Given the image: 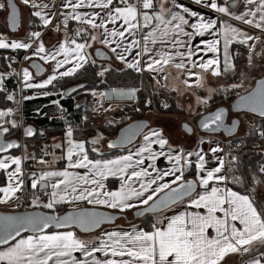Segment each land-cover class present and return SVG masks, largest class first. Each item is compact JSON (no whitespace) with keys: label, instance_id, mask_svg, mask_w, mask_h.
Here are the masks:
<instances>
[{"label":"snow or ice","instance_id":"1","mask_svg":"<svg viewBox=\"0 0 264 264\" xmlns=\"http://www.w3.org/2000/svg\"><path fill=\"white\" fill-rule=\"evenodd\" d=\"M20 3L30 11L29 31L25 38L0 34V49L22 51L23 61L29 63L16 69L18 55L4 57L0 95L17 105V93L26 90L38 91L21 95L25 101L57 96L51 104L64 121L67 147L52 161L45 159L51 154L47 148L39 156L29 153L28 138L38 130L14 118L18 108L0 109V205L24 209L0 213V264H264V196L256 195L257 186H264V153L255 168L233 153L244 143L237 132L245 120L251 121L247 135L264 139V0ZM0 13L6 18L5 27L17 31L21 10L16 0H0ZM48 31L62 33L51 47L43 40ZM97 42L107 51L94 48ZM258 43L262 51H256ZM240 59H245L243 67H238ZM37 61L51 69L39 81L35 77L45 69ZM165 66L177 69V79L192 87L196 96V104L190 103L186 110L204 133L195 149L170 143L163 128L144 120L107 139V148L119 149V154L101 150L103 132L77 138L81 128L69 121L61 100L83 91L92 97L93 113L112 110L113 102L117 106L131 102L134 112L151 111L154 101L173 110L167 97L140 95L152 82L167 89ZM89 71L101 84L113 73L139 74L141 86L65 87V78ZM145 74L150 85L143 84ZM209 76L216 86L199 95L196 90ZM9 78L17 80L11 90ZM171 90L180 92L179 87ZM35 112L41 114L39 108ZM87 119L84 115L82 123ZM118 123L122 121L107 120L108 127ZM183 129L190 135L194 132L188 123ZM17 132L20 136H15ZM220 133L232 137L227 142V164L218 155L224 152L215 139ZM39 135L44 136V130ZM161 157L168 167L157 166ZM56 160L65 163L54 168ZM190 171L193 178L188 179ZM63 206L68 210L61 213ZM130 211L135 218H145L149 228L116 225L127 220ZM77 230L95 235L81 238Z\"/></svg>","mask_w":264,"mask_h":264},{"label":"crops","instance_id":"2","mask_svg":"<svg viewBox=\"0 0 264 264\" xmlns=\"http://www.w3.org/2000/svg\"><path fill=\"white\" fill-rule=\"evenodd\" d=\"M16 2L19 4L20 9L23 10L24 14H25V24L23 26L22 29H18L15 32H12L11 29L6 27V32L2 33L5 36L12 38V37H19V38H25L28 31H29V19H30V11L27 7H25L22 3H20V0H16ZM180 3L182 4H189L190 0H179ZM165 3L167 5L171 4V0H165ZM2 22L5 26L6 23V18L4 16V14H2ZM257 34L258 30H257ZM62 33H56L54 31H48L45 32L43 40L46 46L51 47L55 44V42L61 38ZM236 45H233V47H235ZM94 48H102L103 46L100 45L98 42L94 45ZM93 49H89V51H93ZM104 51H107V49H103ZM10 51V49H9ZM256 51H262L261 46L259 45V43L257 44V48ZM22 52V51H21ZM244 52H246V50L244 49ZM15 55V54H12ZM211 55V54H209ZM262 55H264V52H262ZM21 58H18V61L16 63L13 64V67L16 69H19L21 67V64H23L24 66H27L29 62L23 61V54H21L20 56ZM245 61V60H244ZM38 63H40L44 69L45 72L42 74V76L40 77H35L36 81H39L40 79H43L44 77H46V75L50 72V65L44 64L42 61H37ZM264 62V61H262ZM112 63L118 67H122V65H119L118 62H116L115 60L112 61ZM245 64L242 63L240 65H238V67H243ZM1 71V70H0ZM30 71L33 72V74H35V71L30 69ZM165 72L168 74V78L167 80L163 81V83H165L167 85V89L165 88H160L158 85H155L154 82L151 83L150 85V81H149V85L154 89V91L156 90H160L163 91L165 93H167L168 96L173 97L175 100V104H179L181 105V107H179V109H181L182 111H184V116H186L187 118L191 117L190 114L186 111L188 105L191 103L192 105L196 104V96L193 94V88L192 87H188L186 85H184L181 80H178L177 77L180 75L178 70L175 69L174 67H169V66H165ZM146 78L147 77V74ZM192 80H195V77L191 78ZM149 80V78H148ZM216 86V81H214L210 76L208 77V80L205 84V86L203 88L197 89V93L199 95H206L207 94V88L208 87H215ZM51 87V86H49ZM150 87V88H151ZM176 87H179L180 92L177 93L176 91H173L171 89H174ZM100 90V89H99ZM20 95H22L21 93H17V100H19V104H13L12 102H10L11 104L8 106H11L13 108H18L19 109V115H16L14 118L17 120H23V122L27 125H32L34 128L35 124L33 123L36 119H39L40 117H47L48 120H52L55 117V114L57 112L56 106L51 104L52 100L57 99V96H50L47 98L44 97H39V98H33L30 100H23L21 99ZM92 99V97H91ZM64 100H68V98H64ZM73 101V103L80 104V99L77 96L72 97L71 99ZM62 101V100H61ZM131 102H129L127 105L124 104H120L119 106H117L115 104V102H113V109L108 111V112H103V111H99L97 113H93L92 112V102L85 106V111H84V115H87L88 119L87 121L95 123V125L99 128L102 125H107V120L109 118H114L115 115H122L124 113V109L126 107L131 106ZM104 107H108L107 102L104 103ZM39 108L40 109V113L39 115L36 114L35 110ZM0 109H2V107L0 106ZM46 114V115H45ZM153 116H155V112H152ZM172 115V114H171ZM171 115L169 114V116L171 117ZM152 116V115H151ZM182 116V115H180ZM168 117V118H170ZM149 120V119H148ZM150 121V120H149ZM151 122V121H150ZM186 120L183 119V121H180V124L177 127L176 124V120L174 119H167L166 121H161L160 123L157 124H153L152 127H161L164 130V135L166 137L169 138L170 143L180 146V147H184L186 150H192L195 149L197 147V142L200 138V136L202 134L198 133L197 131L195 133H193V135H187L182 129V124L185 123ZM188 123V122H186ZM190 124V123H189ZM97 128V129H98ZM39 130H44V133L46 135H51L49 141L41 143L39 145V149H45L47 148V150L51 153L50 155L46 156L45 159L52 161L53 160V156H61L63 154V149H66L67 145L64 141V131H65V127L63 128V130L61 132L59 131H55L54 129H48L46 131V129H39ZM114 138V137H113ZM107 139H112L108 136L105 135V141ZM138 142V141H137ZM56 144H61L63 145V148H56L55 145ZM106 146V145H105ZM107 147V146H106ZM158 147L156 145L153 146ZM202 147L204 148L205 151L208 150L209 145L207 143H205L204 145H202ZM109 150L108 148H104L102 147V151H106ZM28 152L31 153V151L28 149ZM120 153V152H119ZM117 153V154H119ZM222 153H218V155H222ZM209 156H211V153H208ZM65 163V161L63 160H56L53 164L52 167L54 168H58L61 167L63 164ZM214 161L210 162L209 166L214 165ZM227 164V163H226ZM157 166L160 168H166L169 166L168 162L164 159V157L159 158V160L157 161ZM35 167L39 168L41 167L40 165H35ZM78 171L83 172V169H79ZM231 175V174H230ZM186 178H190V172H186ZM110 186L112 185V181L110 179L109 181ZM46 202V201H45ZM82 206H86V205H82ZM65 208V210H68V206H63ZM90 207V206H88ZM178 208L182 207V206H177ZM0 209L3 210H9V211H14L13 208H10L8 206L5 205H0ZM21 210H24L23 208ZM171 213H165V215H170ZM138 226L142 227L141 224L135 223ZM116 225H119L121 227H123L124 229H128L130 228V225H124V222L119 221L118 223H116ZM109 227V226H106ZM98 232V231H97ZM78 233V232H77ZM78 235L81 236V238H90L92 235H95V233L92 234H81L78 233ZM227 259V257H226Z\"/></svg>","mask_w":264,"mask_h":264},{"label":"trees","instance_id":"3","mask_svg":"<svg viewBox=\"0 0 264 264\" xmlns=\"http://www.w3.org/2000/svg\"><path fill=\"white\" fill-rule=\"evenodd\" d=\"M1 17H2V13H0V34L6 32L5 31L6 27L4 26ZM12 54L18 55V58L20 59L21 58L20 56L21 54H23V52H20L19 54H17L13 52L12 50L9 51V49H0V70L1 71H4L7 65V61L4 59V57L10 56ZM244 60L245 59H240L238 61V65L244 63L245 62ZM65 79L68 81V84L65 85V87H72L78 84H85L86 86L95 85L98 87V89L105 90L109 87H128V86L140 87L141 86V80L139 78V74L122 75V74L113 73L112 75H109L107 77L106 83H103V84L99 83L98 80L94 79L91 71L83 75H80L78 77H69ZM16 84H17L16 79L9 78V82H8L9 90H11ZM143 84L146 85L145 79H143ZM156 93L162 95L164 98L167 97V99L170 101L171 108L173 109V110L167 109L170 115L171 114H183L184 115V111L176 107L177 104L174 103L175 100L173 97L168 96L167 93L160 91V90H157ZM148 94L149 92H143V91L140 93L141 96H147ZM74 96L76 97L78 96L80 99L81 107L79 109L75 107L76 104L73 103V101L71 100L72 98L70 97H66L68 98V100L63 99L61 101V104L63 105L64 108H67L70 113L71 117L69 121L74 126H79L81 128V131L77 133V138H84V137L90 138L92 135L95 134L98 127L95 125V123H92L89 121L82 123V117L84 116V111L86 110L85 106L89 105L92 102L91 95L86 94L83 91H81L79 94H73V97ZM44 98H47V97H44ZM219 99L220 98H217L218 101ZM10 104H11L10 102L5 101L2 95H0V106L2 108L7 107ZM132 106L133 105L131 104V106L126 107L124 109V113L126 114L132 113V117L130 118L131 121L144 119L145 116H147V114L150 112L148 109H142L141 112H134L132 111ZM33 123L35 124V127L38 130V133L35 137L28 138V141H27L29 144L28 149L31 151V153L35 152L39 156L42 154L40 152L41 149H39L40 148L39 145L41 143L49 141L51 137V135H46L45 133H44V136L41 137L39 135V129H46V131L48 129H54L55 131L61 132L63 128L65 127V124H64V121H61L58 118H53L52 120L51 119L48 120L47 117H40L39 119H36ZM250 123L251 121L249 120L244 121L245 131L241 134L240 133L238 134V137L242 138L244 140V143L241 145V147L238 150L233 151V153L240 156L245 165L250 164L253 168H255V166L257 165V162L261 160V154L264 153V140H261V138H259L257 135H247L249 131L248 125ZM99 128L103 131L104 135L106 134V136L111 137V138L116 136L117 134L116 132H118V129H119L116 126L108 127L107 125H102ZM15 136H20V133L17 132ZM12 138H15V137H12ZM224 140L227 141L230 139L226 138ZM237 142H239V140H237ZM104 152L106 153V155L110 153L117 154L120 152V150H110L109 149L108 151H104ZM94 156H95L94 153H90V157H94ZM29 167L30 168L33 167L32 162H29ZM191 178H193V172L190 171L189 179ZM230 186H232L234 190H237V186L235 185H230ZM256 195L258 197L264 196V186H257ZM59 211L62 213L63 211H65V208L60 207ZM132 213L133 212L131 211L128 213L129 218H131ZM132 223L141 224L142 227L146 228V230L149 228V225L147 224L145 218H142L135 222H125L124 221V225H130Z\"/></svg>","mask_w":264,"mask_h":264},{"label":"rangeland","instance_id":"4","mask_svg":"<svg viewBox=\"0 0 264 264\" xmlns=\"http://www.w3.org/2000/svg\"><path fill=\"white\" fill-rule=\"evenodd\" d=\"M235 47H237V46H235ZM234 47V48H235ZM242 52H244V49H242ZM146 82V81H145ZM146 85H148L147 84V82H146ZM148 90H149V87H148ZM147 90V92H149ZM150 93V92H149ZM213 107H215V105H213ZM152 112L153 111H150L148 114H147V116H145V118L146 119H149L150 121H151V126L155 123V124H157V123H160L161 121H166L167 119H174V120H176V124H177V127H178V125L180 124V121H183V119H185L186 120V122H188V123H190L191 125H193V126H195V123L193 122V120L191 119V117H189V118H187L186 116H184L183 114H172L171 115V117L169 116V114L170 113H168V111H167V109L166 110H164L163 112H161V113H155V116H153V114H152ZM152 115V116H151ZM180 115H182V116H180ZM132 117V113L131 114H126V113H123L122 115H115V119L117 120V121H122V123H118V124H116L115 126L116 127H118L119 129L120 128H122L123 126H125L126 124H128V123H130L131 122V118ZM168 117H170V118H168ZM245 126V125H244ZM244 126H242V127H240V131H239V133L241 134V133H243L244 131H245V127ZM118 129V130H119ZM97 131H99V132H103L100 128H98L97 129ZM96 131V132H97ZM95 132V133H96ZM106 135V134H105ZM111 138V137H110ZM215 139H217V140H220V141H225L224 139H226V138H224L222 135H217L216 137H215ZM261 140H264V139H261ZM107 141V140H106ZM106 141H103L102 143H103V147L104 148H107L105 145H106ZM229 140H227V141H225V143H227ZM106 151H108L107 149H106ZM122 222H124V220H121Z\"/></svg>","mask_w":264,"mask_h":264},{"label":"built area","instance_id":"5","mask_svg":"<svg viewBox=\"0 0 264 264\" xmlns=\"http://www.w3.org/2000/svg\"><path fill=\"white\" fill-rule=\"evenodd\" d=\"M43 2H51V0H43ZM59 2H60V0H56V3L57 4H59ZM238 47V46H237ZM241 51H242V49H241ZM143 79H145V81L147 82V84L149 85V80H148V78H146V75H144V77H143ZM151 86H149V92L150 93H153V94H155V96L158 98V100H164L165 98L162 96V95H160V94H157L156 93V91H154V89L151 87ZM36 91H38V90H35V89H32V90H26L25 92H23L22 93V95H31L33 92H36ZM20 97H21V95H20ZM39 97H43V96H36V97H34V98H39ZM168 102H169V104H170V101L168 100ZM170 106H171V104H170ZM66 110H67V115H68V119L70 120V113H69V111H68V109L67 108H65ZM164 110H166V109H163L161 106H160V104L157 102V101H154V103H153V105H152V111H154L155 113H161V112H163ZM59 115H60V113L57 111L56 112V114H55V117L56 118H58L59 117ZM59 119V118H58ZM61 121H63V120H61ZM221 144H222V146H223V148H224V152H223V156H224V159H225V162L227 163V161H228V156L226 155V153L228 152V143H225V141H221ZM241 147V146H240ZM235 150H238V149H233V151H235ZM46 158V157H45ZM11 208V207H10ZM22 208H19V209H14L13 208V210L14 211H20Z\"/></svg>","mask_w":264,"mask_h":264},{"label":"water","instance_id":"6","mask_svg":"<svg viewBox=\"0 0 264 264\" xmlns=\"http://www.w3.org/2000/svg\"><path fill=\"white\" fill-rule=\"evenodd\" d=\"M21 10V24H20V27L18 28V29H22L23 28V26H24V24H25V14H24V12H23V10L22 9H20ZM17 29V30H18ZM32 70H34L35 71V69H32ZM140 120H144V121H148L149 122V124H150V126H151V122L148 120V119H139V120H134V121H140ZM134 121H131L130 123H132V122H134ZM130 123H128V124H130ZM186 123V122H185ZM128 124H126L125 126H123V127H126ZM184 124V123H183ZM183 124H182V129L181 130H183L184 131V129H183ZM189 124V123H188ZM189 126H191V127H193L194 128V132L193 133H195L196 131L198 132V133H200V134H202V135H204V133L202 132V131H200L199 129H196V127L195 126H193V125H191V124H189ZM122 127V128H123ZM121 129V128H120ZM120 129L118 130V132H116L117 134H116V136L114 137V138H112V139H115L118 135H119V131H120ZM239 131H240V128L238 129V132H237V136H238V134H239ZM185 132V131H184ZM186 133V132H185ZM187 135H190V134H188V133H186ZM191 135H193V134H191ZM217 135H222L224 138H227V139H231L232 137H228V136H226V135H224L223 133H220V134H217ZM139 139V138H138ZM22 143L24 142V140H22L21 141ZM107 146V145H106ZM115 150H119V149H115ZM20 211H23V210H20ZM46 211V210H45ZM65 211H67V210H65ZM65 211H63V212H65ZM5 212H11V211H9V210H1L0 209V213H5ZM62 212V213H63ZM143 217H141V218H135L134 217V214L132 213V215H131V218H129V217H127V220H124V219H120V220H118V221H116V223H118L119 221H121V220H124L125 222H135V221H138V220H140V219H142ZM102 227H106V226H102ZM97 231H99V230H97ZM77 232L78 233H80L79 232V230H77ZM81 234H87V233H81Z\"/></svg>","mask_w":264,"mask_h":264}]
</instances>
